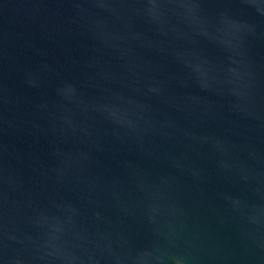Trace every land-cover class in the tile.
Wrapping results in <instances>:
<instances>
[{
    "label": "water",
    "instance_id": "water-1",
    "mask_svg": "<svg viewBox=\"0 0 264 264\" xmlns=\"http://www.w3.org/2000/svg\"><path fill=\"white\" fill-rule=\"evenodd\" d=\"M0 264H264V0H0Z\"/></svg>",
    "mask_w": 264,
    "mask_h": 264
}]
</instances>
